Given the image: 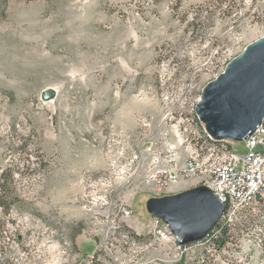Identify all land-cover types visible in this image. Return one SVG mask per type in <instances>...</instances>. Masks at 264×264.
I'll list each match as a JSON object with an SVG mask.
<instances>
[{
  "label": "rangeland",
  "instance_id": "rangeland-1",
  "mask_svg": "<svg viewBox=\"0 0 264 264\" xmlns=\"http://www.w3.org/2000/svg\"><path fill=\"white\" fill-rule=\"evenodd\" d=\"M263 35L264 0H0V264H264L261 203L181 245L145 204L198 178L158 188L142 155L178 145L166 85L201 93Z\"/></svg>",
  "mask_w": 264,
  "mask_h": 264
},
{
  "label": "water",
  "instance_id": "water-1",
  "mask_svg": "<svg viewBox=\"0 0 264 264\" xmlns=\"http://www.w3.org/2000/svg\"><path fill=\"white\" fill-rule=\"evenodd\" d=\"M54 95L53 89H46L41 98L49 100ZM195 110L215 140L240 142L252 135L264 118V35L249 43L202 88ZM145 206L181 245L203 238L225 208L205 185L151 197Z\"/></svg>",
  "mask_w": 264,
  "mask_h": 264
},
{
  "label": "built area",
  "instance_id": "built-area-1",
  "mask_svg": "<svg viewBox=\"0 0 264 264\" xmlns=\"http://www.w3.org/2000/svg\"><path fill=\"white\" fill-rule=\"evenodd\" d=\"M185 99H192L189 109V112L193 113L192 143L179 141L174 135L177 142H183L184 155L167 139L162 145H156L153 150L145 149L142 155L148 160L147 179L158 188H166L180 178L201 175L198 185L212 189L220 199L221 193H228L225 215H228L229 210H236L237 215L240 213L237 212V204L246 198V193L251 190L254 181L258 180L264 163V127L257 128L251 136L236 142L242 144V147L237 149L231 148L226 140L206 141L207 131L195 110L199 97L192 91V84L191 93ZM180 110L181 106H178V113L166 112L162 120L167 126L180 120ZM216 142L225 143L228 149V164L220 163V152L213 150V143ZM192 144L204 145L205 153L195 155L192 152ZM123 211L126 213V209Z\"/></svg>",
  "mask_w": 264,
  "mask_h": 264
},
{
  "label": "bare ground",
  "instance_id": "bare-ground-1",
  "mask_svg": "<svg viewBox=\"0 0 264 264\" xmlns=\"http://www.w3.org/2000/svg\"><path fill=\"white\" fill-rule=\"evenodd\" d=\"M192 79L193 78H190L187 81H181V82H179V81L178 82H171V83H169L168 85L165 86V90H167V93H168V91L170 93H172V99H174V97H175L173 95L174 93L177 94L178 93L177 91L181 92L180 96H178L176 100H173L172 106H169V107L167 105L166 106L168 107L167 108L168 109L167 112H171V113H178V106H181L180 120L176 121V124H169L168 125V130L173 135L177 136L179 141H184V143H192L191 132H192V125H193V113L189 112V109L192 106V99H185L191 93V84H192V91H194L193 90L194 89V84H196V83L193 84V80ZM198 88H199V86H198ZM198 88H197V90H198ZM199 92H200V90H199ZM199 92L197 94V97L200 96ZM165 99L169 100V95H166ZM182 99H184V100L182 101ZM263 127H264V118L262 119V122L260 123L258 128H263ZM206 141H213V138L207 132H206ZM177 143H178V145H176V150H180L181 147L183 148V142H177ZM213 150H217V152H220V163L221 164H228V149H227V147H225V143L224 142L213 143ZM192 152L195 155H203L205 153V146L204 145H199V144H192ZM194 177L198 178L197 182H201V175H193V178ZM261 191L264 192V163L262 164V167H261V170H260V174L258 176V180L254 181V184L252 185L251 190H249L248 193H246V198H244L241 202H239L237 204V212H241L243 209H246V207H248L250 204H252L254 202V200H255L256 194L261 192ZM221 200H222V202L225 205V208H224V211H223V213L221 215L222 216L221 218L222 219H226L228 222L231 223L232 220L238 214L236 215V210H229L228 211V215H225L227 213L228 193H221ZM129 212H130V210L126 209V214H128ZM172 240H174V239H172Z\"/></svg>",
  "mask_w": 264,
  "mask_h": 264
},
{
  "label": "trees",
  "instance_id": "trees-1",
  "mask_svg": "<svg viewBox=\"0 0 264 264\" xmlns=\"http://www.w3.org/2000/svg\"><path fill=\"white\" fill-rule=\"evenodd\" d=\"M15 193L10 183L6 182V179H3L0 182V207L8 210L12 204H14ZM254 202H259L264 207V192L261 191L256 194ZM221 217L217 222L207 231L203 236L202 240L208 242L217 249L224 247L226 240L229 238V227L230 222ZM262 255L264 257V241L262 244Z\"/></svg>",
  "mask_w": 264,
  "mask_h": 264
}]
</instances>
